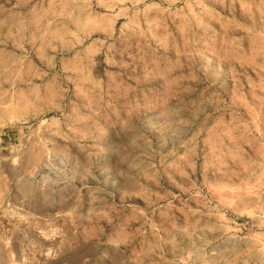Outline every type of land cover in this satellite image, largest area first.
Wrapping results in <instances>:
<instances>
[{"label":"rangeland","instance_id":"rangeland-1","mask_svg":"<svg viewBox=\"0 0 264 264\" xmlns=\"http://www.w3.org/2000/svg\"><path fill=\"white\" fill-rule=\"evenodd\" d=\"M0 264H264V0H0Z\"/></svg>","mask_w":264,"mask_h":264}]
</instances>
